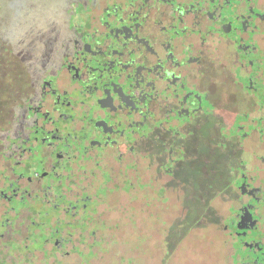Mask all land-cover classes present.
<instances>
[{
	"label": "flooded vegetation",
	"instance_id": "flooded-vegetation-1",
	"mask_svg": "<svg viewBox=\"0 0 264 264\" xmlns=\"http://www.w3.org/2000/svg\"><path fill=\"white\" fill-rule=\"evenodd\" d=\"M79 1L74 14L61 15L65 28L51 55L33 65L21 60L19 68L13 54L0 61V68L19 69L18 75L34 67L12 106L0 103V126L9 128L15 157L10 164L0 156V168L18 171L7 177L15 188L0 180V200L43 194L48 176L62 178L75 203L63 215L74 218L92 201L94 179L118 178L127 166L141 179L150 159L163 158L161 170L174 150L188 158L191 142L210 137L217 125L210 121L230 126L240 108L248 121L258 89L253 79L263 83L264 74V0ZM238 76L246 80L240 96ZM243 127L237 124V137ZM250 162L258 172L230 173L229 189L214 197L229 202L221 234L231 264H264V227L257 225L264 200L256 197L264 164L258 156ZM182 169L176 162L162 171L174 182ZM53 245L61 250L58 239Z\"/></svg>",
	"mask_w": 264,
	"mask_h": 264
},
{
	"label": "rangeland",
	"instance_id": "rangeland-1",
	"mask_svg": "<svg viewBox=\"0 0 264 264\" xmlns=\"http://www.w3.org/2000/svg\"><path fill=\"white\" fill-rule=\"evenodd\" d=\"M0 3V30L16 44V49L11 48L12 54L18 57L12 59L18 61L17 68L22 66L21 60H29L33 65L42 55H51L65 28V16L61 15L74 14L76 8L82 7L79 0H3ZM8 49L0 46V53L7 54ZM255 65L256 62L254 72ZM2 67L0 103L12 106L11 101L21 96L26 82H31L29 74L34 67L24 68L28 75H18L19 69L13 68L11 72ZM260 71H264V63ZM235 80L239 86L236 94L240 96L246 92L243 89L246 80L241 76ZM262 80L263 83L253 79L258 89L252 93L255 111L249 114L248 121L239 115L246 112L245 108L239 109L230 126L216 119L210 121L217 123V127L208 132L210 137L189 144L188 158H182L174 150L161 170L158 166L164 159H150L143 164L141 179L130 166L118 178L94 179L97 183L93 186L92 201L75 218L63 215L65 208L75 207V203L67 199L71 190L62 178L48 176L46 181L51 185L43 194L27 191V194L20 193L19 200L12 197L7 203L0 200V264H231L230 245L221 234L222 218L227 211L231 213L229 202L214 197L229 189L230 173L252 175L259 171L250 157L258 156L264 164V74ZM258 116L263 117L261 123L256 119ZM241 122L244 127L237 137L235 128ZM8 131V127L0 126V156L11 164L15 157L11 156ZM172 148L168 146V150ZM149 162L151 167L145 169ZM176 162L183 169L177 172L173 182L162 170ZM10 171L11 167L10 170L0 168V180L7 186L10 182L15 188L7 177L18 171ZM2 182L0 187H4ZM59 182L62 190L56 185ZM256 197L262 203L264 185ZM103 198L105 202L101 201ZM78 205L73 208L75 213ZM257 225L264 227V220H259ZM251 237L243 240L244 243ZM55 238L60 241L61 250L53 245ZM239 257L242 262L246 261L242 251Z\"/></svg>",
	"mask_w": 264,
	"mask_h": 264
},
{
	"label": "trees",
	"instance_id": "trees-1",
	"mask_svg": "<svg viewBox=\"0 0 264 264\" xmlns=\"http://www.w3.org/2000/svg\"><path fill=\"white\" fill-rule=\"evenodd\" d=\"M0 1H3V0H0ZM0 6H1V3H0ZM12 41L10 39L7 38V36H5L3 33H2V30H0V46L2 47L3 50H7V48H9V53L12 55L11 51L13 52L14 49H16V45L12 48L10 47V45L12 44L11 43ZM6 48V49H5ZM12 49V50H11ZM16 51V50H15ZM8 52L7 54L5 53H0V61H4L5 59L3 58L5 56V58L10 55Z\"/></svg>",
	"mask_w": 264,
	"mask_h": 264
}]
</instances>
